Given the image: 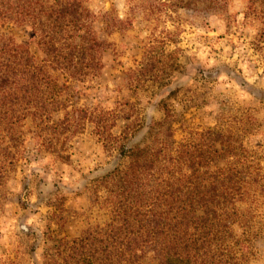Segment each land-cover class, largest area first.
<instances>
[{
	"label": "trees",
	"instance_id": "obj_1",
	"mask_svg": "<svg viewBox=\"0 0 264 264\" xmlns=\"http://www.w3.org/2000/svg\"><path fill=\"white\" fill-rule=\"evenodd\" d=\"M227 1L145 0L141 7L146 20L157 23L152 16L167 9L222 15ZM246 3L245 15L264 16V0ZM98 17L87 0H0V26L26 29L41 55L36 61L26 43L0 32V186L14 170L26 133L39 151L66 161L69 141L90 127L121 158L98 181L109 220L85 229L45 264H139L146 254L157 264H243L234 226H241L238 204L251 197L257 180L240 163L243 149L232 133L207 129L196 142L173 146L165 101L175 91L160 100L165 116L148 126L141 145L128 144L132 123L113 135L117 114L78 104L80 85L100 76L103 53L112 46L95 27ZM104 18L110 29L125 24ZM165 36L174 41L171 33ZM165 43L154 38L147 44L127 74L128 89L170 84L176 50Z\"/></svg>",
	"mask_w": 264,
	"mask_h": 264
},
{
	"label": "rangeland",
	"instance_id": "obj_2",
	"mask_svg": "<svg viewBox=\"0 0 264 264\" xmlns=\"http://www.w3.org/2000/svg\"><path fill=\"white\" fill-rule=\"evenodd\" d=\"M227 2L222 15L167 9L154 14L159 19L152 23L144 17L145 0H87L99 16L95 27L112 46L103 53L100 76L80 85L78 104L117 114L113 135L132 123L128 144L141 145L148 126L165 116L160 100L175 91L165 101L173 146L196 142V134L207 129L232 133L243 149L240 163L250 166L248 175L257 180L251 197L238 204L243 219L234 233L242 263L264 264V16L245 15L246 0ZM104 14L125 24L110 29ZM0 32L26 43L36 61L41 59L26 29L5 24ZM165 32L174 41H167ZM154 38L176 50L177 69L169 85L134 93L127 74ZM26 136L14 170L0 186V264H45L85 229L107 222L106 192L98 181L121 162L90 127L69 141L66 161L39 151L38 141ZM139 264L157 263L146 254Z\"/></svg>",
	"mask_w": 264,
	"mask_h": 264
}]
</instances>
